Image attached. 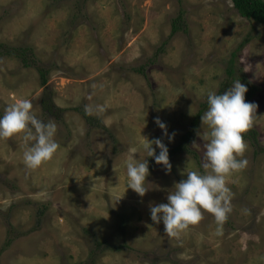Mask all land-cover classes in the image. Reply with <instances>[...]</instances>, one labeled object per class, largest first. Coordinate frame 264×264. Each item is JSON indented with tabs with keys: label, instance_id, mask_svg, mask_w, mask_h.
<instances>
[{
	"label": "rangeland",
	"instance_id": "rangeland-1",
	"mask_svg": "<svg viewBox=\"0 0 264 264\" xmlns=\"http://www.w3.org/2000/svg\"><path fill=\"white\" fill-rule=\"evenodd\" d=\"M180 9L183 30L157 53ZM246 37L237 65L258 88L248 101L257 105L258 145L244 138L238 159L248 165L228 180L233 210L222 236L204 211L198 225L169 237L151 221L150 206L167 203L188 171L204 173L207 126L200 119L189 142L196 156L169 158L170 173L133 149L140 133L175 146L206 93L219 91L224 65ZM0 42L31 46L51 68L47 93L35 69L0 58V115L29 99L39 119L56 123L60 145L50 162L29 170L22 139L0 140V249L11 241L0 264H264V25L242 18L230 0H0ZM144 63L145 75L131 69ZM42 99L59 112L44 113ZM85 105L100 126L79 113ZM96 105L106 111L96 113ZM157 117L175 133L171 142ZM130 157L149 161L143 197L127 189ZM95 239L122 247L89 256Z\"/></svg>",
	"mask_w": 264,
	"mask_h": 264
},
{
	"label": "clouds",
	"instance_id": "clouds-1",
	"mask_svg": "<svg viewBox=\"0 0 264 264\" xmlns=\"http://www.w3.org/2000/svg\"><path fill=\"white\" fill-rule=\"evenodd\" d=\"M247 91V86L238 79L223 93L211 90L206 93L208 107L200 117L201 125H206L208 129L203 136L206 141L203 145L205 171L203 174L198 170L188 171L187 178L175 183V190L167 195V203L150 206L151 221L157 225L162 222L164 232L169 237L178 239L190 226L198 225L204 219V211L214 216L216 235H223V226L233 210L231 201L234 194L228 187V180L248 165L246 158L238 159L247 150L244 134L252 128L253 114L257 109L255 103L246 102ZM84 111L86 115H92L94 110L92 106L85 105ZM104 111L106 106H95L96 113ZM155 123L171 142L175 133L169 134L167 125L159 117ZM56 134V123L39 119L29 99H17L0 115V140L13 137L22 139L25 147L23 162L29 170H37L54 158L60 148ZM137 145L133 151L142 150L146 157L162 165L167 173L171 172L169 149L160 138L149 140L140 133ZM146 157L143 160L130 157L125 162L127 189L130 188L140 197L150 190L146 187L150 174Z\"/></svg>",
	"mask_w": 264,
	"mask_h": 264
},
{
	"label": "trees",
	"instance_id": "trees-1",
	"mask_svg": "<svg viewBox=\"0 0 264 264\" xmlns=\"http://www.w3.org/2000/svg\"><path fill=\"white\" fill-rule=\"evenodd\" d=\"M230 1L232 3L233 8L242 18L264 25V0H230ZM184 25L185 22H184L183 12L180 9L177 15L171 19V23H170L171 30L169 35L160 44V46H158L156 52L159 53V51L162 50L163 46L167 44V42L171 39L173 35L183 30ZM248 40H249L248 37H246L242 41V43L235 50L231 52L229 59L224 65L225 77L221 83V87L219 91L217 92L218 94L223 93L225 89L228 86H230L235 80L240 79L241 83L245 84L248 88V91L245 94L246 102H248L258 90V88L248 80L243 69L237 65V52ZM3 57H8L18 60L21 66L24 68L35 69L39 76L40 85L42 87L44 86L48 93L49 91L47 87L48 75H49L48 73L50 72L51 68H49L46 64H43L36 58L35 53L31 46H23V45L14 46L9 43L0 42V58ZM148 64L150 63H144L139 66L132 67L131 69L142 75H145V70ZM206 106H208L207 102L201 104L199 110L194 114L193 118L191 119L188 129L180 137L179 142L175 146L169 149V158L173 155L181 154L182 152L191 153L194 156H196L193 153V151L189 149V142H191V138L193 137V135L197 130L199 121L201 119L200 117L203 115ZM41 107L44 113L51 114L53 112L55 114L56 112H59L58 110L55 109L54 103L52 101H49L48 99L41 100ZM77 110L85 119L88 125L100 126L98 125L99 120L92 117L91 115H86L84 109L77 108ZM244 138L248 139L250 141V144L253 145L255 148L257 147L258 141H257L256 130L251 128L247 133L244 134ZM126 220H127L126 218L121 219L119 225L120 228L125 227ZM10 242L11 241H8L6 244H4L3 247L0 249V252H2L6 248V246L9 245ZM93 242H94L93 244L94 246L91 248L89 252L90 253L89 256L91 255V253L96 252L100 248H102L101 250H104L105 248H113L117 250L122 247V245L113 247L111 244L103 240L100 241L95 239L93 240Z\"/></svg>",
	"mask_w": 264,
	"mask_h": 264
}]
</instances>
